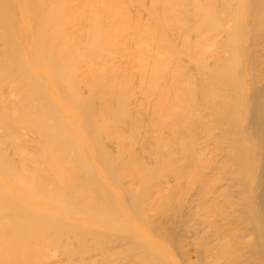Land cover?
<instances>
[{
  "label": "bare ground",
  "instance_id": "bare-ground-1",
  "mask_svg": "<svg viewBox=\"0 0 264 264\" xmlns=\"http://www.w3.org/2000/svg\"><path fill=\"white\" fill-rule=\"evenodd\" d=\"M0 264H264V0H0Z\"/></svg>",
  "mask_w": 264,
  "mask_h": 264
}]
</instances>
